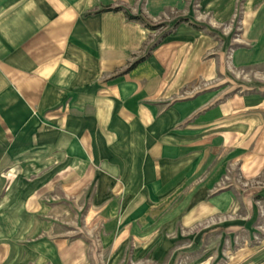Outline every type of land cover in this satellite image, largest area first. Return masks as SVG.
<instances>
[{
  "label": "crops",
  "instance_id": "1",
  "mask_svg": "<svg viewBox=\"0 0 264 264\" xmlns=\"http://www.w3.org/2000/svg\"><path fill=\"white\" fill-rule=\"evenodd\" d=\"M172 3L0 0V264H153L156 226L175 221L171 212L156 221L165 214L156 201L201 159L162 134L201 101L156 120L143 106L161 87L154 68L100 77L145 40L148 29L123 11L137 16L140 4L154 15ZM108 5L123 10L98 13ZM225 113L245 140L262 127L264 97L232 99Z\"/></svg>",
  "mask_w": 264,
  "mask_h": 264
},
{
  "label": "rangeland",
  "instance_id": "2",
  "mask_svg": "<svg viewBox=\"0 0 264 264\" xmlns=\"http://www.w3.org/2000/svg\"><path fill=\"white\" fill-rule=\"evenodd\" d=\"M133 14L152 30L115 73L100 80L120 77L139 63V76L154 68L161 87L143 106L157 110L156 120L201 101L162 134L201 159L198 171L169 199L156 201V208L165 209L156 221L171 212L177 224L156 226L153 264H264V151L256 147L264 148V113L257 121L261 131L257 126L245 140L231 133L225 113L232 99L264 97V55L258 57L257 46L264 47V0H173L154 15L140 4ZM211 203L218 204L217 212L210 211ZM177 205L180 211L173 213Z\"/></svg>",
  "mask_w": 264,
  "mask_h": 264
},
{
  "label": "trees",
  "instance_id": "3",
  "mask_svg": "<svg viewBox=\"0 0 264 264\" xmlns=\"http://www.w3.org/2000/svg\"><path fill=\"white\" fill-rule=\"evenodd\" d=\"M122 10H123V9H122L121 7H113V6L108 5V6H104V7H102V8L98 11V13L120 12V11H122ZM123 12H124V14H125V16H126V18H127L128 20H130V21H135V22H140L141 24H143V26H144L145 28L152 30L151 27H150L149 25H146V24H145V22H144V20H143L142 17H140V16H131V15H129L127 12H125V11H123ZM190 26H193V25H190ZM193 27H194V26H193ZM196 28H197V27H196Z\"/></svg>",
  "mask_w": 264,
  "mask_h": 264
}]
</instances>
